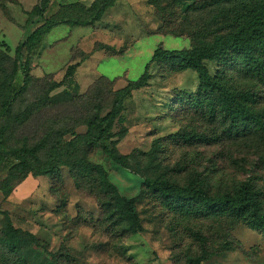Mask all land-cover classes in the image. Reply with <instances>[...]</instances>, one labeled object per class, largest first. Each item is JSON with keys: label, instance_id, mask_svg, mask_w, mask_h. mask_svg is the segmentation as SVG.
Masks as SVG:
<instances>
[{"label": "rangeland", "instance_id": "1", "mask_svg": "<svg viewBox=\"0 0 264 264\" xmlns=\"http://www.w3.org/2000/svg\"><path fill=\"white\" fill-rule=\"evenodd\" d=\"M94 1L49 0L46 12L30 17L43 0H0V51L14 59L16 47L48 20L69 18L75 5ZM235 7V0H117L100 22L58 24L26 55L31 79L10 122L0 118L1 143L9 151L35 148L42 164L53 146L85 133L91 116L107 114L116 91L145 73L148 84L124 101L128 132L112 140L127 157L124 166L100 148L83 146L75 167L61 166L55 174L27 175L13 166L0 172V264L15 261L6 251L10 224L35 235L30 264H191L203 256L201 264H264L262 232L230 217H199L169 206L145 186L164 177L219 196L248 182L264 209V80L246 77L238 58L226 69L230 86L253 92L247 109L261 120L251 134L229 138L221 113L211 118L192 102L196 72L151 62L158 48L190 49L228 33L238 18ZM71 65L78 67L68 84ZM206 65L212 75L223 69ZM6 69L11 72L12 63ZM24 81L20 72L15 85ZM177 133L206 140L173 138ZM80 161L101 165L120 194L135 201L134 224L110 218L125 208L76 165Z\"/></svg>", "mask_w": 264, "mask_h": 264}, {"label": "trees", "instance_id": "2", "mask_svg": "<svg viewBox=\"0 0 264 264\" xmlns=\"http://www.w3.org/2000/svg\"><path fill=\"white\" fill-rule=\"evenodd\" d=\"M43 1L42 5L36 6L29 13L30 17L46 12L49 0ZM235 1V13H238V18L230 25L228 33L216 35L211 41L197 44L190 49L166 50L158 48L151 59L152 63L169 62L182 71H194L198 74L199 87L190 96L191 100L198 108H206L211 118L221 113L223 122L226 124L223 132L229 138L251 134L254 126L259 125L261 120L248 110L249 107L247 109L246 103L254 100L253 92L241 91L230 86L226 77V69L230 67L234 59L238 58L241 72L246 77L259 81L264 80V0ZM116 2L117 0H95L90 6L75 5V14L57 21L48 20L24 42H21L15 49L14 59L0 51V118L10 122L12 107L25 92L26 84L31 79L30 62L26 59V55L34 51L44 36L51 33L58 24L64 22L79 27H91L100 22ZM206 62L220 63L223 69L216 75H212ZM9 63H12L11 72L6 69ZM77 67L78 65L68 67L65 74V81L68 84L74 83ZM20 72L25 76V83L18 88L15 82ZM147 84L148 74L145 73L138 81H131L126 87L116 91L111 110L104 116H91L87 122L85 133H74L70 141L53 146L47 164H42L36 156L35 148L22 147L12 151L7 150L1 143L3 135L0 134V172L6 167L13 166L27 175L55 174L58 173L61 166L74 168L75 163L72 161L78 159L77 154L83 146L100 148L114 163L124 166L127 157L120 154L112 140L117 136L123 138L128 132L125 127L126 119L123 115L124 101L131 97L134 91L146 87ZM116 125L121 128L119 133L114 132ZM173 138L206 140L204 135L190 133H177L173 135ZM80 163H76V165L94 177L96 176L103 189L118 201L120 207L125 208L124 212L116 211L115 214L110 215V218L114 219L116 223L119 220H130L133 223L135 201L126 199L120 194L101 165L86 161H80ZM145 186L151 192L159 195L169 206L191 211L199 217H230L264 234V209L254 187L248 182L242 183L232 194L219 196H211L201 187L182 186L164 177L146 180ZM8 229L10 238L6 245V251L15 259L14 264H30L28 251L31 245L37 243L35 235L17 229L12 224ZM201 239L204 243L206 242L205 238L201 237ZM204 259V256L199 257L191 264H201ZM40 264H44V262ZM50 264L59 263L52 261Z\"/></svg>", "mask_w": 264, "mask_h": 264}]
</instances>
